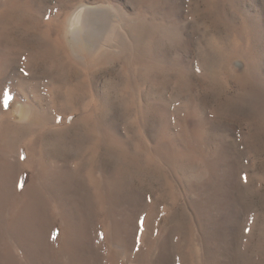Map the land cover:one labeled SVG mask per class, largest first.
I'll return each instance as SVG.
<instances>
[{
    "label": "rangeland",
    "instance_id": "1",
    "mask_svg": "<svg viewBox=\"0 0 264 264\" xmlns=\"http://www.w3.org/2000/svg\"><path fill=\"white\" fill-rule=\"evenodd\" d=\"M4 91L0 264H264V0H0Z\"/></svg>",
    "mask_w": 264,
    "mask_h": 264
},
{
    "label": "snow or ice",
    "instance_id": "2",
    "mask_svg": "<svg viewBox=\"0 0 264 264\" xmlns=\"http://www.w3.org/2000/svg\"><path fill=\"white\" fill-rule=\"evenodd\" d=\"M25 75H27V73H25ZM0 95L3 96V105H4V107L7 108L8 104H9V101L12 99V97L7 93V91H4L3 93H0Z\"/></svg>",
    "mask_w": 264,
    "mask_h": 264
},
{
    "label": "bare ground",
    "instance_id": "3",
    "mask_svg": "<svg viewBox=\"0 0 264 264\" xmlns=\"http://www.w3.org/2000/svg\"><path fill=\"white\" fill-rule=\"evenodd\" d=\"M80 37V36H79ZM80 39H81V37H80ZM78 40V39H77ZM79 42V41H78ZM84 44V43H83ZM81 45V44H80ZM85 45H86V43H85ZM80 48V47H79Z\"/></svg>",
    "mask_w": 264,
    "mask_h": 264
}]
</instances>
